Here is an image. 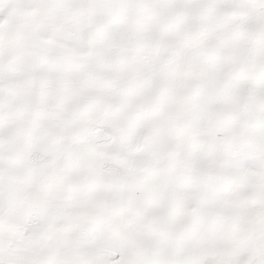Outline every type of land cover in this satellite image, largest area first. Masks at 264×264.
<instances>
[{
  "label": "snow or ice",
  "instance_id": "snow-or-ice-1",
  "mask_svg": "<svg viewBox=\"0 0 264 264\" xmlns=\"http://www.w3.org/2000/svg\"><path fill=\"white\" fill-rule=\"evenodd\" d=\"M0 264H264V0H0Z\"/></svg>",
  "mask_w": 264,
  "mask_h": 264
}]
</instances>
